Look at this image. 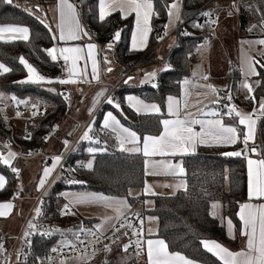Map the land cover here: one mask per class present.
I'll return each instance as SVG.
<instances>
[{
	"label": "trees",
	"instance_id": "16d2710c",
	"mask_svg": "<svg viewBox=\"0 0 264 264\" xmlns=\"http://www.w3.org/2000/svg\"><path fill=\"white\" fill-rule=\"evenodd\" d=\"M25 0L32 8L39 5L41 9L46 8L53 0ZM76 4L80 19L83 25H89L97 37L91 39L99 45L100 50L113 51V58L127 72L135 66L143 69L157 64L170 63L173 70L160 71L156 77L158 87H153L151 83L125 84L124 78L117 84L114 90L118 97L121 110H117L106 101L95 113L92 122L93 132L101 133L105 139L103 146L105 151L95 154L89 153L86 149L88 144L85 140H79L69 155L68 164L76 169L74 179L85 181L83 184H70L66 179L61 178L52 190L51 195L55 199L59 193L67 187L79 190H89L116 197H128L131 209L140 205L146 198L145 195L129 196V190L133 187H142L146 180L145 157L142 153L123 152L118 148L115 133L109 129H103V120L106 112L113 109L121 122L127 127L136 131L141 137L144 135H159L163 131L160 123L167 116L166 100L168 95H182V84L192 72L191 55L195 49L208 37L211 36L215 24L206 23L210 17L200 15L201 12L212 10L216 0H182V19H187L185 26L175 31V41L169 47L164 57L157 53L158 48H151L158 41V37L165 36L164 25L168 20L167 5L173 0H153L154 11L151 19V32L148 41V48L143 50H132L130 48V38L132 35L134 16L128 15L121 18L122 13L113 12L106 22H99L98 10L99 0H73ZM238 5L239 27L242 32L250 35H264V25L261 23V16L264 15V0H235ZM21 3L13 2L9 5L0 0V25L19 24L30 29L29 41H19L12 39L0 40V63L13 69L12 72L0 75V91L16 96L20 99L37 98L46 102L51 108L40 121H37L31 128V139L29 144L41 145L43 134L54 129L62 121L68 111V102L65 100V84L52 83L37 85L32 83H16L27 76L26 69L19 63L18 58L23 55L37 70L49 78L57 72V63L51 60L44 51L55 44L52 38V31L41 24L35 14L25 11ZM37 10V9H36ZM212 16H215L213 11ZM216 17V16H215ZM194 22L204 24L203 28L193 26ZM49 24V23H47ZM50 25V24H49ZM255 25L254 29L253 26ZM120 29L121 38L114 42L112 49L107 45L112 41V36L116 29ZM251 29V30H250ZM187 31L192 35H184ZM157 47V46H156ZM261 64L264 60L256 57ZM133 68V69H135ZM259 75L253 82L254 91L247 96H254L255 99L240 97V80L242 79L241 69L236 62L229 65L225 73L226 85L219 90V98L235 106L236 109L242 105L246 109L260 111L259 104L264 100V68L257 65ZM133 69L131 74H135ZM136 69V70H137ZM130 77V76H129ZM53 79V78H51ZM55 80V79H53ZM257 81L259 83L257 84ZM49 89H55L50 91ZM231 91V101L224 99ZM135 95L140 99L153 102L159 105L160 113H137L126 99L129 95ZM5 115L0 114V133L8 134L9 128L5 124ZM225 123H238L228 117L224 118ZM262 125L264 124V118ZM16 125V122H14ZM30 124V123H29ZM56 129V128H55ZM239 130L244 132L242 125ZM55 132V130H54ZM23 137V133L20 134ZM238 142L230 146H199L197 150L189 155L182 156L187 180V192L179 190L175 195L154 196L155 205L151 209H143L145 215L157 218L156 237L163 239L171 252H180L193 261L202 264H222V262L208 252L202 245L204 239H214L220 243L234 249L238 245L232 246L228 238L224 223L210 215V205L213 201H220L223 204L225 216H229L235 223L237 235L240 236L241 221L238 216L240 204L249 200L248 197V165L247 159L243 156H225V152H234L241 146ZM93 156V168H81L77 162H87ZM0 172L7 177V185L4 190H0V201L11 200L17 192V177L12 173L9 166L0 163ZM207 193V195L205 194ZM45 198L47 214L56 210L55 201H48ZM88 224L92 219H84ZM75 222H77L75 220ZM74 225V227H77ZM1 236V231H0ZM62 234L56 233L52 238H45L36 234L32 245L35 249L33 254L34 262L42 260L46 253L50 251L54 244L61 241ZM39 258V259H38ZM117 256L107 261L110 264L116 260ZM105 262V261H104ZM104 262L100 264H104Z\"/></svg>",
	"mask_w": 264,
	"mask_h": 264
},
{
	"label": "snow or ice",
	"instance_id": "6c2138e0",
	"mask_svg": "<svg viewBox=\"0 0 264 264\" xmlns=\"http://www.w3.org/2000/svg\"><path fill=\"white\" fill-rule=\"evenodd\" d=\"M4 3L9 5L13 4V0H3ZM232 9L239 10L238 5L233 3L231 6ZM35 8L38 11H43L39 5H36ZM59 8V17L60 22L57 25L59 35H53L52 38L59 39L60 41H79L83 37H89L91 39L90 33L81 25L78 13L76 11V6L72 3H69L68 0H59L58 4ZM168 16H169V24L172 23V17L175 16L176 22L180 21V2L179 0H173V2L167 5ZM25 11L29 12V14L34 15L35 13L28 8H25ZM122 13L121 18H126L128 15L135 14L136 18V31L132 34V48L137 49L138 44V36H139V44L141 47L146 46L148 33L151 31L149 26L150 19L153 15V0H99V10H98V20L103 23L106 22L107 18L111 16L113 12ZM232 11H229V15H232ZM200 15L204 17H211L212 13L209 11L201 12ZM36 19L44 24L46 28L51 32V25L45 22V19L40 16H36ZM215 24L216 20L206 21V23ZM261 23L264 25V15L261 16ZM196 28H203L205 25L200 24L199 22H194L193 24ZM169 25H164L165 34H167ZM255 27V25L253 26ZM251 30V29H250ZM121 31L117 30L114 32L112 36V41H110L107 45L108 49H112L114 46V42L119 41L121 38ZM8 33L11 36L12 40L19 41H29L30 39V29L27 26H22L19 24H5L0 25V40L4 39V34ZM184 35H192L185 31ZM158 39H163V37H158ZM244 43V42H242ZM259 45H264V39H260L256 41ZM88 49L87 58H91L92 61V71L91 76L92 79L99 80V75L97 74V60L92 55V50L97 46L94 43H88L86 45ZM199 50V49H198ZM48 56L51 57L53 61H57L60 57L68 64L66 69L67 78L61 79L56 78L55 80L51 78H47L45 75L41 74L33 64H31L23 55H21L18 60L19 63L23 66L27 71V76L25 79L17 81L16 83H32L37 85H43L45 83H60V84H76L81 82L88 73H87V64L85 63L83 68L78 67V62L82 59L86 60L84 49L80 45L71 46V47H61L59 49V57L56 55L55 48H48L44 50ZM191 55V53H189ZM254 57H248V65L247 71L245 72V76H258L259 73L256 71V65H259L260 68H264V64H261L259 60H255ZM70 62V63H69ZM105 63H110L107 57L104 58ZM173 70V66L170 63H167L164 68L159 71H170ZM13 69L6 66L4 63H0V75L10 73ZM107 71L111 72L112 69L109 67ZM241 71H244V68H241ZM157 70H153L151 72L144 73L145 80H142L141 83L151 82L154 78L157 77ZM133 77H128L127 80L124 81L125 84H128L132 81ZM203 79L207 80L208 77L205 76ZM90 82V81H88ZM184 84H189V80L187 78L183 81ZM259 81H257V84ZM154 88L158 87L157 84L152 85ZM243 88L246 89L247 93L251 94L254 89L251 84L245 81L242 85ZM209 89H211L214 93L218 94V89L215 86L209 84L206 85ZM50 91H55V89H49ZM107 89H102L97 93L96 97L93 99V107L99 102V98L104 96V93ZM185 95H188L186 92ZM5 98V94L0 92V101ZM246 98L255 99L254 96H246ZM10 99L15 101L17 104H28L29 101L18 99L16 96H11ZM129 102L137 101L136 104H131L130 107H133L137 113H141L143 110H150L154 113H160L161 109L157 104H145L143 101L138 100V98L129 96L126 98ZM231 101L232 95L231 91L229 94L224 97ZM65 100H69L70 97L65 96ZM167 112L170 116L175 117L174 119H164L160 123L163 125V131L159 135H144L141 137L138 135L136 131H133L131 128L125 127L120 120L117 118L113 112L109 111L106 113L103 121V129H111L112 133L117 134V138L119 140L120 150L123 152H140L141 148L138 146L142 143L143 148L142 152L144 157H154V156H184L189 155L195 152L197 145H234L238 142H241L244 147L241 150H237L234 152H225L223 155L232 156V157H241L242 155L247 158L248 165V197L251 201L252 199H264V158L261 159H251L247 157V153L250 151L252 153H256L257 149L255 146L248 148L249 141L254 142V128L256 124V120L253 119V115L251 113H243L236 109L235 106L225 105L226 111H220L218 109H211L207 112L201 113L203 116L208 117H219L215 119H198L192 117V114L187 111L188 105L184 104L183 109L179 101L172 96L167 98ZM107 103L111 104L117 110H121V105L114 100L113 97H107ZM214 105L220 103V98L212 102ZM31 107L34 109L32 115H37L38 105L36 103H32ZM205 107H208L207 105ZM259 108L262 114H264V100H262L259 104ZM2 111V109H0ZM90 113L92 109H89ZM255 111V109L253 110ZM17 115H21V113L17 112ZM228 117L233 121H238V123H225L224 118ZM6 119V117H5ZM93 123L87 125L86 130L83 132L81 136V140L93 141L94 136L90 135L93 133ZM195 125L200 126V130L196 131ZM245 125L247 128L246 132L240 131L239 126ZM59 126H54L58 128ZM25 139H31V134L29 133L24 137ZM48 136H45V141L48 140ZM95 143L99 144L100 141L95 139ZM65 147L68 146L69 141H64ZM126 144H131L133 147H126ZM104 148H94L89 147L87 151L89 153L95 154L99 151H105ZM31 151H29L28 155H31ZM17 153L8 151L5 156L3 153H0V163L3 165L9 166L11 168L12 173L19 178L20 169L12 166L11 161L17 157ZM62 160L61 155H57L52 158V165L45 166L43 168L42 176L37 185L38 189L45 188V186L49 183H55L58 180L59 176H53V173L56 171V167L60 164ZM79 167L81 168H93V161L89 160L87 164L82 162H77ZM148 160H145V173L148 174L147 171ZM153 167H161L165 170L163 172H153V175H170L173 177H179L180 182L172 185V184H164L162 187L174 188V191L171 195H175L177 191L183 189L187 192V181L186 171L181 163H171L165 162L162 164H154ZM61 169L63 170V166L61 165ZM76 169H69V171H75ZM70 184H83L85 181L69 179L67 181ZM8 181L3 174H0V190H4ZM22 191V188L20 189ZM142 194L149 195H163V193H157L153 190V186L149 185L147 182L145 183V187ZM207 195V193L205 192ZM15 196H19V191L14 194ZM60 195L70 198L69 202L66 203L61 209L62 215L75 214L71 211L72 206L76 204H99L106 208H111L113 205L116 207V215L115 216H105L102 218L101 223L97 224L95 228L97 232H91L90 234L97 238L99 241V236L103 235L104 226L108 224L110 221L115 220L119 223V227L116 224H112V228L114 231V239H112L113 244H117L120 241V236L116 235L119 233L121 229H125L122 233L124 236H128L129 233L127 229H132V235L136 236L135 240L136 247L139 249L143 248V245H147V257L148 264H196L195 261L189 259L188 257L182 255L180 252H170L168 245L163 239H148L146 241L141 240V236L143 233V219L139 217V213H133L132 215L136 218L140 219L139 225L133 224L128 216L127 212L131 211V205L128 203L127 198H118V197H110L104 195L103 193H72L65 192ZM129 196L133 195L131 190L128 193ZM137 195H140L138 193ZM43 201H41V204ZM145 203H149V201H145ZM211 208L213 211L210 213L213 217L217 216V209L221 207L219 201L211 202ZM14 208V204L9 202L0 203V217L6 216L9 214L10 210ZM36 215L39 216L41 214V208L37 207L35 209ZM239 219L243 223V229L241 231V235L246 237V248L241 249L239 251H231L223 244L219 243L216 240H203L201 241L203 247L214 256H216L222 264H264V204L254 205L252 203L246 202L240 204V212L238 213ZM148 219L156 220V217H148ZM229 226V234L232 233V220L228 219L227 221ZM36 225L29 221L28 229L33 230L36 229ZM137 229H139L137 231ZM83 231V229H81ZM149 232L151 230L149 229ZM31 231H26L24 233L25 237L31 235ZM50 232H45L43 235H51ZM235 238V237H233ZM81 244L84 241H80ZM132 241L129 243L123 244V251L127 252L129 247L132 245ZM75 247V246H73ZM0 251H6L4 249V245L0 244ZM53 251H56L54 248ZM103 251L111 252L112 248L110 245L105 244ZM94 255V254H93ZM139 255V252L136 253ZM17 257H19V253H17ZM39 259V258H38ZM90 259V258H89ZM4 264H8L6 260ZM17 264H19V260H17ZM61 264H64L62 261ZM104 264H110L109 261H105Z\"/></svg>",
	"mask_w": 264,
	"mask_h": 264
},
{
	"label": "crops",
	"instance_id": "0c3cea01",
	"mask_svg": "<svg viewBox=\"0 0 264 264\" xmlns=\"http://www.w3.org/2000/svg\"><path fill=\"white\" fill-rule=\"evenodd\" d=\"M219 1H220L219 6L215 7L214 10H209V11H213V13L216 16L215 18H217V21L219 20L218 17L221 13L220 18L222 21L220 22L219 30H217L218 26L216 23L215 34L214 35L211 34L210 37L206 38L195 49V51L191 54L192 72H191V76L188 77V80L190 83L189 84H184V83L182 84V87H183L182 95L181 96L168 95V97L169 96L175 97L179 101L182 109H183L184 104H187L188 105L187 111L192 114V117L198 118V119L219 118V117H208V116L201 115V113L207 112L213 108L218 109L217 104L214 105L212 102L219 98V93L216 94V97H215V93L211 89H209L208 87L204 86V83H206V82L203 79V77L208 76V75H212V74H214L213 71H216L217 75H219V79H218L219 87H217L216 89L222 90L226 85V80H225L224 76H225V73L227 71V68L230 65V63L236 62L238 64V66L240 67V69L242 67L244 68V71H241L242 79H245L249 84H252L251 78H256V75L247 76V77L245 76V72L247 71V65H248V57H254L255 59H256V57H261L264 60V45H259L256 43V41H258L260 39H264V35H258V34L257 35H250L248 33L242 32L240 30V27H239V15L240 14L237 10L232 9V7H231L233 5V3L235 2V0H219ZM13 2H18V0H13ZM68 2L72 3L76 6V4L74 3L73 0H68ZM216 3H217V1L214 4H216ZM22 4L27 6L30 9H32V7H30L27 2H24ZM58 4H59V0H53L46 8L42 9L43 11H41L45 15L44 17H41V18L45 19V22L49 23L53 27L54 35H56L57 37L59 35L57 25L60 22ZM235 4H236V2H235ZM230 10L233 13L232 15H229ZM76 11L78 13L80 23L83 26V23L80 19V15H79V11H78L77 6H76ZM153 11H154V5H153ZM132 15L134 16V25H133V30H132V34H133V32L136 31L137 29H136L135 14L133 13ZM151 19H152V17H151ZM151 19L149 22L150 28H151ZM253 28L255 29V27H253ZM150 32L148 33L146 46H143V47L140 46L139 36H138L137 49H135V50H143L145 48H148V41H149ZM170 37L167 40H169ZM5 39H11V36L8 33H5L4 34V40ZM215 39L220 40V46H222V48L221 47H218V48L212 47V49H210L209 51H206V52L202 51V48L204 47L205 43H212V41H214ZM222 39L223 40L225 39L229 42L231 55H229V53L225 51V48H227L228 45H226V43H224L222 41ZM208 41H211V42H208ZM242 42H244V43H242ZM88 43H94L97 46L95 49L92 50V55L95 57V59L98 62V64H97V74L99 75L98 81L95 79H92V76H91L92 61H91V58H87L88 49H87L86 45ZM76 45H80L84 49V54L86 57V60L82 59L81 61L78 62V67L83 68L85 63H86L87 64V73H88V75L84 79H82L81 82L78 83V85L81 83L84 85L89 84V85H92L93 88H92L91 92H89L88 96L83 101L82 100L79 101L78 105H77V102L74 101L73 98L70 99V102H69V100H67V102H68V112H67L68 117H67V119L64 121L63 125H58L59 127L55 129L54 134L51 136V138L47 142H45V145H44V147L47 151L52 152L53 154H56V155L59 153L65 152V150H67V148L71 145L70 144L67 147H65V144L63 142L64 138H71V143H72L77 138V136L79 135V132L81 131V129L92 122V119H93L95 113L97 112L99 107L106 101L108 93L112 90V88L115 84H118L119 78H116L117 75L120 74V77L123 75V73H121L120 69L118 71L117 68L115 67V64H112L113 63L112 62L113 51L106 50V49L100 50L99 45L96 42L89 39V37H83L79 41H69V42L60 41L59 39H55V44L51 48L56 49V55L59 57V49L61 47H71V46H76ZM162 45L163 44H161V46ZM169 47L170 46L164 47V49L167 51L169 49ZM130 48L132 50H134L132 48V35L130 38ZM159 50H158V52H159ZM146 52H148V50ZM105 57H107V59L110 61V63L104 62ZM59 59H62V57H60ZM253 63H255V60L253 61ZM165 65L166 64L154 65L152 67H147L146 70L148 72H151L153 70H157V73H159L160 72L159 70L164 68ZM197 66L200 68V72H197V73H200L199 75L194 74L197 71V69H196ZM109 67L112 69L111 72L107 71V68H109ZM256 71L258 72L257 65H256ZM130 76L134 78L132 81H130V83L132 82V83L140 84L141 81L143 80V78H142L143 75L141 76V75L137 74L136 72H135V74H131ZM200 78L203 82H201V83L196 82V86H194L193 82L199 81ZM88 81H90V82H88ZM149 83L155 84L156 78L151 80V82H149ZM220 83H223V84L221 85ZM102 89H107V91L104 93V96L99 98V102L93 107V99H94V97H96L97 93L100 92ZM207 90H211V93H210L211 96L210 97H206L203 95V94H206L205 91H207ZM65 92H66V96H69L66 89H65ZM186 92L188 93V95H185ZM202 92H203V94H202ZM212 93H214V94H212ZM210 94H206V95H210ZM248 94L249 93H247V91H245L243 93L240 92L239 95H240V97H245ZM129 96L136 97V98H138V100H141L145 104H148V105L156 104L153 102L147 103L146 101L140 99L139 97L135 96L134 94L129 95ZM22 100H27V101H29V103L28 104H17L15 101L9 100V102H7V105L5 104L6 109H4V113H2L0 111V114L5 115L6 113L11 112L16 106H21V105L31 106L32 103H36L35 102L36 99L31 98V97L25 98ZM129 103L136 104L137 101L134 100V101H131ZM167 103H168V100H166L167 116L164 119H174L175 117L170 116L167 112ZM1 104H4V103H0V105ZM36 104L38 106H40V107L42 106V108L46 109L45 105H40V104H38V102ZM206 105L208 107H205ZM239 106L243 107L242 105H239ZM76 107H77V112H76L77 116L74 117L75 115L73 112V108L75 109ZM241 107H239L237 110H239L243 113H250L248 111V109L242 110V109H240ZM0 109H2V108L0 107ZM89 109H92L91 113H90ZM142 112L154 113V112H151L150 110H143ZM259 118L261 119V117H259ZM253 119L256 120L257 119L256 116L253 115ZM15 122H16V128L19 129L18 132L20 134H22L24 132H31V128L35 124V123L26 124L25 122H23L21 120H16ZM258 123H259L258 120H256V124H255V128H254V142L249 141V145L255 144L258 141V137L256 135L258 128H260L259 129V131H260L259 135L261 134L260 137L264 138V124L260 125ZM258 125H259V127L257 128ZM69 126H71V127L69 128ZM124 126L127 127L126 125H124ZM242 126L244 128V132H246L247 131L246 126L245 125H242ZM194 127H195L196 131L200 130L199 125H195ZM62 128L67 129V130L64 132L62 130ZM109 130H111V129H109ZM56 134H59V137L54 138L53 136H55ZM115 135L117 136L116 133H115ZM51 141H53V142H51ZM87 144H89V143H87ZM213 145H215V144H209V145H205V146H213ZM103 146H101V147H103ZM125 146L126 147H133V145H131V144H126ZM138 146L141 148V151L140 152H133V153H142L143 154L142 143L139 144ZM199 146H204V145L198 144L195 151L197 150V148ZM218 146H220V145H218ZM222 146H230V145H222ZM118 148L120 149L119 140H118ZM1 150H3V149H1ZM260 150L261 149H257L256 153L250 152L247 155V157L254 159V160L264 158V150H261L262 156H261V154H259ZM3 151H5V150H3ZM17 159L19 162L23 161V165H24V163L28 162V164H25L23 166V169L25 172L28 171V169H26V168L29 167L28 165L31 164L29 162H31L32 160L38 159V160H41L43 163H45L43 158L40 156L39 157L37 156L35 158H30V159H24V160H23V158H17ZM146 159L148 160V167H147L148 174H146L147 176H146L145 183L147 182L149 185H152L153 190L157 193H163V195H165V194L171 195V193L174 191V188L162 187L161 185H164V184L175 185V184L180 182L181 178L173 177L170 175L166 176V175H162V174L161 175H153L151 173H153L154 171L155 172H163L165 170L164 168H161V167H155L154 168L153 165L154 164H162L165 162L181 163V161H182V166L185 169L183 160H181L182 159L181 156H175V157H172V156H164V157L154 156V157H149V158L145 157V160ZM88 161L85 162L84 164H87ZM92 161H93V156H92ZM185 171H186V169H185ZM0 174H3V173L0 172ZM30 177H31V175L29 176V180H30ZM6 179H7V177H6ZM185 179H186V177H185ZM29 180H28V183L26 186V188H27L26 190H28ZM145 183L142 187H133L136 189V192H135L136 195H134V197L139 196L137 194L140 193V195L146 196V198L144 200H146V199H151V200L153 199L154 200L153 195L142 194L144 187H145ZM51 184L52 183H49L46 185V190L50 187ZM41 190L42 189L39 190V193L41 192ZM46 190H45V192H46ZM181 190H183V189H181ZM17 192H18V190H17ZM38 195L39 194H37V196L33 200L26 199L25 203L23 204L22 209L19 210V212H17V209H16L17 207L14 204L16 199H17V196L14 195L11 200L0 201V203L11 201L14 204V208L10 210L8 215L0 217L1 235L6 238L7 245H13V243L16 241V238H17L16 236L19 235V233L22 229V224L24 222V219L28 215V213H29L30 209L32 208L33 204L35 203V201L37 200ZM246 202L252 203L254 205H258V204H264V199H252L251 201L247 200L243 203H246ZM154 203H155V201H154ZM220 205H221V207L216 210L217 216L215 218L219 219L222 223H224L225 228H226V233L228 235V238L231 240L232 246L238 245V248L234 249L230 246H226L224 244L223 245L226 246L231 251H239L241 249L246 248V242H247L246 237L241 235V231L243 229L242 221L240 220L241 221V227H240L241 230H240V236H238L237 232H236V226H235L234 221L229 216H225L222 202H220ZM40 206H41V208H45V212H41V214L44 216L45 220H47L49 222H53V220L58 221V223L61 224L60 226L72 227L74 225H77V222L79 223V225L82 223L86 224V225H93L92 223L88 224L84 220L85 217H83L82 214H80L79 211L76 210L73 206H72L71 211L73 213H75L74 215L73 214L72 215H70V214L62 215L61 209L58 206L56 207L55 211H52V212H50V214H47V207H45L44 205L42 206V205L38 204L35 207V209L37 207H40ZM153 206H152V208H153ZM137 207L132 208L130 212H143L142 211L143 209L146 210V208L143 207L139 211H136ZM35 209L33 211L31 221H33V218L36 216ZM212 211H213V209L210 206V212H212ZM239 212H240V207H239L238 213ZM76 216H79L80 219L76 218ZM148 217H152V216L146 215V218L144 221V231H143L144 232V241H146L148 239H153V240L161 239V238L156 237L154 235L157 232V219L150 221L148 219ZM228 219L232 220V233H231V235L229 234V226L227 223ZM75 220L77 222H75ZM115 222L116 221H113L112 223H110V225L106 228V230H104V232L111 231V229H112L111 225L115 224ZM148 224H150V226H155V229H153V231L151 230V232H149L150 226H148ZM233 237H235V238H233ZM204 240H214V239H204ZM126 243H128L127 238L124 235H120V241L117 244H113L112 240L109 243H106V244L111 246V248H112L111 252L103 251V249H104V246H103L102 248L97 249L94 252H90L91 254H94V255L89 260L93 261L95 258H98L99 260L100 259L104 260L107 258L108 259L113 258L114 257L113 255H117V256L122 255L124 253L122 246H123V244H126ZM144 246H145V257L143 260H144V264H148L147 245L145 244ZM128 250L130 251V249H128ZM2 252L3 251H0V253H2ZM87 254H89V253H87ZM109 254H113V255L107 256ZM105 257H107V258H105ZM89 260L85 261V262H90ZM85 262H83V263H85ZM195 262H196V264H202V263H199L197 261H195ZM130 263H131V260H130ZM2 264H4V262Z\"/></svg>",
	"mask_w": 264,
	"mask_h": 264
},
{
	"label": "built area",
	"instance_id": "2783aa9c",
	"mask_svg": "<svg viewBox=\"0 0 264 264\" xmlns=\"http://www.w3.org/2000/svg\"><path fill=\"white\" fill-rule=\"evenodd\" d=\"M211 20H216L215 16L210 17ZM187 20V19H186ZM186 20H181L179 26L177 29H180L184 27ZM216 25V23H215ZM83 27L90 33L91 39L97 37V33L93 31V29L88 25H83ZM120 30L119 28L115 31ZM171 35L165 36L163 39L160 40V43H164L167 41V39ZM57 63V72L53 75H50L49 78H61L66 79L67 78V72L66 69L68 67V64L63 59H58L55 61ZM116 89V86H113L112 90L109 92L107 97H113L116 102L119 103L118 97L115 94L114 90ZM63 96H66V92L63 93ZM107 99V98H106ZM225 105H230L225 101H220L219 104H217L218 110L220 111H226ZM0 107L2 109H6L5 104H1ZM34 109L31 106H16L11 112L12 115H6L5 120V126L9 128L8 134H1L0 133V148L5 150L6 152L12 151L17 153V158H23L24 159H30L34 157H42L45 163L53 162L52 158L61 155L62 160L60 164L57 165L56 171L53 173V176L61 175V178H64L66 180L72 179L73 177V171H69V169H73L67 162L69 160V155L77 142L81 140V136L83 135V132L86 130L87 125L85 128L79 132V135L77 138L71 143L69 148L65 150L63 153L59 154H53L52 152H49L45 149L42 145H33L29 144V139H25L24 137L28 135L30 132H24L23 137L19 135L18 129L16 128V125L14 122L16 120H22L26 124L29 123H36L37 121H40L45 115L46 111L38 106V109L36 110L38 112L37 115H32ZM17 112L21 113V115H17ZM252 115L256 117H261V119L264 118V114L260 115L255 111L251 112ZM54 133V130L51 129L43 134V138L45 136L51 137V134ZM31 134V133H30ZM90 135L94 136L93 141L85 140L89 144H93L95 146H103L105 145V140L101 133H90ZM95 139H98L100 141L99 144L95 143ZM261 143L256 144V149L264 150V139L262 138ZM244 147V145H241L238 147L237 150H241ZM253 147L252 145L248 144V148L251 149ZM236 150V151H237ZM260 150V151H261ZM29 151H31V155H28ZM250 153V151L247 153V155ZM243 156V155H242ZM245 157V156H243ZM85 163V162H83ZM61 165L63 166V170L61 169ZM86 168V167H84ZM45 188H42L41 192L39 193L37 200L33 204L32 208L30 209L28 215L25 217L24 222L22 224V229L18 236H16V241L13 243V245H7V240L4 236H0V244L4 245V249L6 251H3L0 253V264L8 261V264H17V260H19V264H57L59 260L69 257H78L80 255H83L85 253L94 252L99 248H102L106 243L110 242L112 239H114V231L115 229L112 228L111 231L103 232V235L99 236V241H97V238L93 235H91V232H97L96 228L93 225H86V224H80L77 227H63L55 223H49L45 220L44 216L40 214L39 216H35L33 218L32 223H34L37 227L36 229L29 230L28 229V223L32 219L33 211L35 207L39 205H45ZM41 201L43 203L41 204ZM133 213H139V217L143 219V231H144V221L146 218V215L144 212H128L126 215L128 216V219L132 221L133 224L139 225L140 219L133 216ZM116 226L119 227V223L115 222ZM83 229V231H81ZM139 229H137L138 231ZM26 231H31V235L28 237L24 236V233ZM125 231V229H121L119 233H116V235H123L122 233ZM129 235L125 236L127 238V242L131 240L133 243L129 247L130 251L133 253L131 262L132 264H140L143 262V259L145 257V244L143 245L142 249H139L136 247L135 240L137 239L136 236L132 235L133 230L127 229ZM45 232L52 233L51 235H43ZM56 233L62 234L61 241L57 242L53 245V247L50 249L48 253H46L45 257L42 260H39L37 262H34L33 260V254H34V247L32 245L33 238L36 236V234H40V236L45 238H52L53 235ZM112 238V239H109ZM142 242L144 241V232L142 233V236L140 237ZM80 241H84L83 244L80 243ZM75 246V247H73ZM56 249V251H53V249ZM139 252V255H136V253ZM17 253H19V257H17Z\"/></svg>",
	"mask_w": 264,
	"mask_h": 264
},
{
	"label": "rangeland",
	"instance_id": "374dc122",
	"mask_svg": "<svg viewBox=\"0 0 264 264\" xmlns=\"http://www.w3.org/2000/svg\"><path fill=\"white\" fill-rule=\"evenodd\" d=\"M29 2H31L30 0H28ZM217 1V5L215 4V5H213V8H212V10H214V8L215 7H217V6H219L220 4V1L219 0H216ZM25 2V0H18V3H24ZM173 2V1H172ZM179 2H180V21L179 22H176V20H175V16H173L172 17V23L171 24H169V16H168V20H167V24L169 25V27H168V30H167V34H165V36H167V35H171V37H170V39L169 40H167V41H165L164 43H160V41H158L154 46H152L151 48H158L157 49V53H158V55L160 56V57H164L165 55H166V53L168 52V50L166 51L165 49H164V47H168V46H171L173 43H174V41H175V31L177 30V28H178V26H179V24H180V22H181V20H182V9H183V1L182 0H179ZM23 5V4H22ZM24 7H26V8H28L27 6H25V5H23ZM30 7H31V5H29ZM28 9H30V8H28ZM32 11H36V13L40 16V17H44L45 15H44V13L43 12H41V11H38V10H36V9H34V8H32L31 9ZM221 13H220V15H219V20L217 21V26H218V29L217 30H219V25H220V22L222 21L221 20ZM183 20H185V19H183ZM185 26V25H184ZM231 29V28H230ZM255 29H257V28H255ZM213 35L215 34V28H213L212 29V32H211ZM164 36V37H165ZM163 37V38H164ZM222 41L224 42V43H226V45H228L227 46V48H225V51L226 52H228L229 53V55H231V50H230V44H229V42L227 41V40H223L222 39ZM208 42H211V41H208ZM214 42V43H213ZM161 44H163L162 46H161ZM157 46V47H156ZM212 47H216V48H218V47H221L222 48V46H220V40L219 39H215L214 41H212V43H205V45H204V47L202 48V51H204V52H206V51H209L210 49H212ZM151 48H148V51H150L151 50ZM160 49V50H159ZM158 50H159V52H158ZM163 55V56H162ZM112 64H115V67L117 68V70L119 71V69H120V71H121V73H123V75L120 77V74H118L117 75V77L116 78H119V82H121L124 78H126V80L128 79V77L130 76V71L133 69V68H135V66H132V68L130 69V70H128L127 72H123L122 71V68H121V66L119 65V64H117V62H115L114 61V59H112ZM157 65H160V63L159 64H157ZM150 67H152V66H150ZM228 68H229V66H228ZM228 68H227V70H228ZM137 68H135V69H133V71H135L137 74H139V75H143V80H145V76H144V73H146V72H148L147 70H146V68H143V69H137ZM197 71H196V73H194L195 75H199L200 73H197V72H200V68L197 66ZM213 73L214 74H212V75H208L207 77H208V79L207 80H205V82L206 83H204V86H206V85H209V84H211V85H213V86H215V88H217V87H219V82H218V79H219V75H217V73H216V71H213ZM191 76V75H190ZM189 76V77H190ZM188 79V78H187ZM253 80V81H252ZM246 80L245 79H241L240 80V92L241 93H243V92H245L246 91V89L245 88H243L241 85L245 82ZM118 82V83H119ZM196 82H203L202 80H201V78H200V80L199 81H195V82H193V84H194V86H196ZM251 82H252V86H253V82H255L256 83V81H255V78H251ZM149 83V82H148ZM141 84H146V83H141ZM221 85L223 84V83H220ZM114 86H116L117 87V84H115ZM92 88H93V86L92 85H89V84H79L78 85V83H76V84H65V89H66V91L68 92V95H69V97H70V99H74V101H76L77 102V105H78V103H79V101H83L87 96H88V94H89V92H91V90H92ZM0 92H2V91H0ZM4 93V92H3ZM205 93L206 94H210L211 93V90H207V91H205ZM5 94V98L2 100V101H0V103H4V104H6L7 105V102H9V100H11L10 99V97L11 96H13V95H11V94H6V93H4ZM109 94V93H108ZM202 94H203V92H202ZM206 94H203L204 96H206V97H210L211 96V94L210 95H206ZM212 94H214V93H212ZM216 94L217 93H215V97H216ZM32 98V97H31ZM214 98V97H213ZM18 99H20V98H18ZM36 100H35V102L37 103L38 102V104H40V105H45L46 106V109H44L45 111H46V114L48 113V111L50 110V106L46 103V102H44V101H42V100H40V99H37V98H35ZM215 99V98H214ZM220 101H223V100H220ZM42 107V106H41ZM238 109V108H237ZM240 109H246V108H244V107H241ZM76 110V111H75ZM109 111H111V112H113V114L114 115H116V113H115V111L113 110V109H109L107 112H109ZM248 111L251 113L252 111L250 110V109H248ZM2 113H4V109H2V111H1ZM68 112V111H67ZM73 112H74V117H76L77 116V107L74 109L73 108ZM106 112V113H107ZM257 113L259 114V116L260 115H263L262 113H261V111H257ZM13 113L12 112H8V113H6V115H12ZM2 115H4V114H2ZM106 115V114H105ZM46 116V115H45ZM44 116V117H45ZM117 116V115H116ZM67 117H68V115L66 114V117L62 120V121H60L57 125H63L64 124V121L67 119ZM105 117V116H104ZM117 118L119 119V117L117 116ZM257 119L256 120H258V124H260V125H262V120L259 118V117H256ZM19 120V119H18ZM120 120V119H119ZM22 121V120H21ZM121 121V120H120ZM71 126H69V128H70ZM259 127V125L257 126V128ZM261 127V126H260ZM85 128V127H84ZM84 128H82L81 129V131L84 129ZM259 129L260 128H258L257 129V137H258V141L255 143V144H252V146H255V147H257V145L256 144H259V143H261L260 141H261V139L263 138H261L260 137V135H259ZM62 130L65 132L67 129H64V128H62ZM18 131H19V129H18ZM70 132V131H69ZM54 133H52L51 134V136L53 135ZM103 136V135H102ZM54 138H57V137H59V134H56L55 136H53ZM51 137H49L48 138V140L50 139ZM104 138V137H103ZM116 139H117V136H116ZM264 139V138H263ZM47 140V141H48ZM65 140H68L69 141V144L68 145H70L71 144V138H64V141ZM105 140V139H104ZM43 141L44 142H47V141H45V139L43 138ZM63 141V142H64ZM51 142H53V141H51ZM117 142H118V139H117ZM42 146H44L45 144H41ZM89 146H88V148L89 147H94V148H104V147H99V146H95V145H93V144H88ZM69 148V147H68ZM67 148V149H68ZM87 148V149H88ZM86 149V150H87ZM238 149V147L236 148V150ZM0 153H3L5 156L7 155V152H5V151H3V150H1L0 149ZM259 154H261V156H262V153H261V151H259ZM38 156V155H37ZM35 158V157H34ZM90 160H92V157H91V159ZM16 162V163H15ZM29 163H31V164H29L28 166V168H26V169H28V171L27 172H25L24 171V169H23V166L25 165V164H28V162L27 163H24V165H23V161H18V159H17V157L15 158V159H13L12 161H11V164H12V166L14 165V167H17V168H19L20 169V175H19V178H17V187H18V191H19V196H17V199H16V201H15V205H16V209H17V212H19V210H21L22 209V207H23V204L25 203V201H26V199H29V200H33L36 196H37V194H39V190L40 189H38V187H37V185H38V183H39V180H40V178H41V176H42V173H43V168L45 167V166H51L52 165V163L51 162H49V163H43L41 160H38V159H35V160H32L31 162H29ZM22 164V165H21ZM31 175V177H30V180H29V176ZM57 176H59L60 178L58 179V180H56V182L55 183H52L51 185H50V187L46 190V192H45V196H46V198L48 197V201L50 202V201H55L54 203H55V207H59L60 209H62L63 208V206L66 204V203H68L69 202V199L70 198H68V197H65V196H62V195H60L61 193H65V192H72V193H84V192H88V193H99V192H96V191H89V190H79V189H75V188H70V187H67V188H64L60 193H59V195L57 196V197H55V199L53 198V196L51 195V190H52V188H53V186L57 183V182H59L60 180H62L61 179V175H57ZM72 179H74V171H73V177H72ZM28 180H29V186H28V190H26L27 188H26V186H27V183H28ZM68 181V180H67ZM22 188V191H20V189ZM24 191V192H23ZM131 192H132V194L133 195H131V196H134V195H136L135 194V192H136V189L135 188H132L131 189ZM104 195H106V194H104ZM107 196H110V197H116V196H111V195H107ZM118 198H125V197H118ZM127 198V201H128V203L130 204V202H129V199H128V197H126ZM145 201H149V203H145ZM153 205H155V203H154V200L152 199H146V200H144L142 203H140V205L136 208V211H139L140 209H142L143 207H145L146 209H150V208H152V206ZM73 207L76 209V210H78L79 211V213L80 214H82V216L83 217H85V218H87V219H92L93 220V222H92V224H93V226L95 227L97 224H100L101 223V220H102V218L103 217H105V216H115L116 215V207L117 206H115V205H113V207H111V208H106V207H104V206H102V205H99V204H87V203H85V204H76V205H73ZM154 207V206H153ZM40 208H41V206H40ZM41 212H45V208H41ZM128 213V212H127ZM126 213V214H127ZM70 215H72V214H70ZM76 218H79L80 219V217L79 216H76ZM47 221V220H46ZM96 221V222H95ZM113 221H115V220H112V221H110L108 224H105V226H104V230H106V228L110 225V223H112ZM47 222H49V221H47ZM49 223H55V224H58V225H61L60 223H58V221H54L53 220V222H49ZM148 226H150V224H148ZM153 229H155V226H150V230H152L153 231ZM97 230V229H96ZM109 243V242H108ZM100 249V248H99ZM113 254H109V255H107V256H112ZM93 256V254H91V253H89V254H87V253H85V254H83V255H80V256H78V257H69V258H64V259H61V260H59L58 261V263L57 264H61V262L63 261L64 262V264H100V263H102V262H104V261H106V260H109L107 257H105V258H107V259H104V260H102V259H98V258H95L93 261H91V260H89V258H91ZM114 257H116L117 255H113ZM132 256H133V253L131 252V251H129V250H127V252H124L122 255H119V256H117V258H116V260H114L113 261V263L112 264H132V262L130 263V260H131V258H132ZM113 257V258H114ZM111 259V258H110ZM90 261V262H85V261ZM83 262H85V263H83ZM140 264H144V260H143V262H141Z\"/></svg>",
	"mask_w": 264,
	"mask_h": 264
}]
</instances>
